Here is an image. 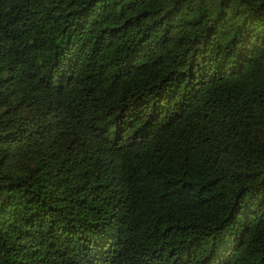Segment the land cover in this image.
<instances>
[{
	"label": "trees",
	"instance_id": "1",
	"mask_svg": "<svg viewBox=\"0 0 264 264\" xmlns=\"http://www.w3.org/2000/svg\"><path fill=\"white\" fill-rule=\"evenodd\" d=\"M0 264H264V0H0Z\"/></svg>",
	"mask_w": 264,
	"mask_h": 264
}]
</instances>
